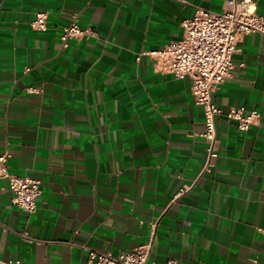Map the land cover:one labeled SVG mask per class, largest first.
<instances>
[{"label": "crops", "instance_id": "crops-1", "mask_svg": "<svg viewBox=\"0 0 264 264\" xmlns=\"http://www.w3.org/2000/svg\"><path fill=\"white\" fill-rule=\"evenodd\" d=\"M232 1L242 0H0V156L42 181L29 215L0 179V263L119 257L157 222L149 264H264V35L240 39L212 95L219 157L203 174L191 81L147 54L182 40L196 9L219 14ZM38 12L45 32L31 27ZM74 19L95 34L64 48ZM232 108L262 119L242 132Z\"/></svg>", "mask_w": 264, "mask_h": 264}, {"label": "built area", "instance_id": "built-area-1", "mask_svg": "<svg viewBox=\"0 0 264 264\" xmlns=\"http://www.w3.org/2000/svg\"><path fill=\"white\" fill-rule=\"evenodd\" d=\"M48 14L38 12L31 22L36 31L45 32ZM184 36L161 49L147 53L159 71L172 74L176 79H190L192 95L197 105L204 110L205 132L202 137L208 142L207 158L201 174L210 172L219 157L220 139L217 134L216 117L222 111L214 104L213 93L225 82L235 68L233 57L240 39L251 33L264 35V13H258L253 0L232 1L222 13H213L201 8L183 22ZM91 28L82 29L74 21L63 29L61 42L68 48L70 41H81L94 35ZM29 71V69L27 70ZM227 117L236 121L237 128L246 132L253 124L260 123L262 116L257 111L249 114L243 108H232ZM9 154L0 156V179L5 180L13 194L12 204L32 215L41 196L42 181L32 176H18L9 171ZM184 191L181 192L183 194ZM180 194V195H181ZM149 241L132 252L114 257L110 253L90 251L91 264H149L157 222L152 225ZM264 233V229H262ZM0 264H21L0 263ZM167 264H177L170 260Z\"/></svg>", "mask_w": 264, "mask_h": 264}]
</instances>
